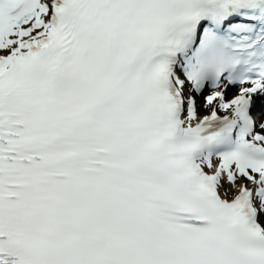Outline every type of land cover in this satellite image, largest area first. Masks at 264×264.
<instances>
[{"label":"snow or ice","instance_id":"1","mask_svg":"<svg viewBox=\"0 0 264 264\" xmlns=\"http://www.w3.org/2000/svg\"><path fill=\"white\" fill-rule=\"evenodd\" d=\"M258 99L264 0H0V264H264Z\"/></svg>","mask_w":264,"mask_h":264},{"label":"bare ground","instance_id":"2","mask_svg":"<svg viewBox=\"0 0 264 264\" xmlns=\"http://www.w3.org/2000/svg\"><path fill=\"white\" fill-rule=\"evenodd\" d=\"M262 114H264V112L261 113V116H260V122H261V119H262Z\"/></svg>","mask_w":264,"mask_h":264}]
</instances>
